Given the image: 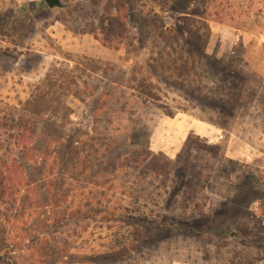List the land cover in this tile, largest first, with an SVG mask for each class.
Returning <instances> with one entry per match:
<instances>
[{"label": "rangeland", "instance_id": "obj_1", "mask_svg": "<svg viewBox=\"0 0 264 264\" xmlns=\"http://www.w3.org/2000/svg\"><path fill=\"white\" fill-rule=\"evenodd\" d=\"M60 2L0 0V264H264V0Z\"/></svg>", "mask_w": 264, "mask_h": 264}, {"label": "trees", "instance_id": "obj_2", "mask_svg": "<svg viewBox=\"0 0 264 264\" xmlns=\"http://www.w3.org/2000/svg\"><path fill=\"white\" fill-rule=\"evenodd\" d=\"M161 36L165 38L164 33H162ZM182 57L183 56H181V58ZM177 70L180 71L179 68ZM170 116L172 117V114H170ZM22 168L23 166L21 163L18 161H13L12 164L0 170V192H2L0 194V202H3V199L6 198L5 200H8L9 204H15L18 202V198L23 193H27L29 191L30 186L26 180L25 173H23ZM4 217L9 219V216H5V214L2 213L0 206V224L1 222L3 223L8 221Z\"/></svg>", "mask_w": 264, "mask_h": 264}, {"label": "water", "instance_id": "obj_3", "mask_svg": "<svg viewBox=\"0 0 264 264\" xmlns=\"http://www.w3.org/2000/svg\"><path fill=\"white\" fill-rule=\"evenodd\" d=\"M50 8H56L61 6L60 0H45Z\"/></svg>", "mask_w": 264, "mask_h": 264}, {"label": "built area", "instance_id": "obj_4", "mask_svg": "<svg viewBox=\"0 0 264 264\" xmlns=\"http://www.w3.org/2000/svg\"><path fill=\"white\" fill-rule=\"evenodd\" d=\"M213 143H215L213 140L208 141V144H213Z\"/></svg>", "mask_w": 264, "mask_h": 264}]
</instances>
